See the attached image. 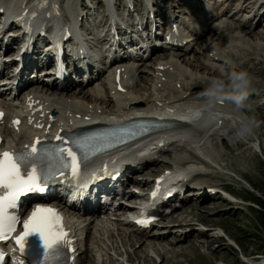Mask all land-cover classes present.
<instances>
[{
	"label": "rangeland",
	"instance_id": "1",
	"mask_svg": "<svg viewBox=\"0 0 264 264\" xmlns=\"http://www.w3.org/2000/svg\"><path fill=\"white\" fill-rule=\"evenodd\" d=\"M67 1L52 0V2H54L55 5L57 4L60 5V3L66 4ZM212 1H216L218 3L220 0H212ZM236 1H238L239 4H241L239 0H232L230 2L232 10L233 8L235 9L236 6H239L238 3H235ZM246 5H249V4L246 3ZM221 6L222 5L216 6V8L214 9L212 8L213 12H217ZM222 7L224 8V6ZM232 10L226 11L227 12L226 17L224 16L222 19V20L227 21L226 25L225 23L223 25L224 29L222 30L221 28L218 29L212 26L211 28L214 31V33L209 32V34L203 39L204 42L202 43L206 47L210 46L211 48H217V49L221 48L220 52L222 53L220 54H223L222 58L225 59V63L223 64V63L215 62L214 61L215 59L212 60L214 62L204 61V59L201 57L204 52H202L201 45L199 44V41L197 39L198 37L197 38L194 37L196 38L195 44L194 42H192L191 45L188 46V49L189 50L192 49V52L188 51V56H186V60L190 58L188 61L189 63H192V65H198L197 62H194L192 60L193 57L199 60L202 59V61L213 66L214 68L218 66V68L220 69H217L215 71L220 74L225 73V72H230V71L231 72L232 71H242L240 69V65L246 63L249 59L253 60V63L248 65L246 69L244 70L251 77L250 84L246 90L247 96H249V100L245 99L244 101L245 110H243V112L242 110H237L233 104H231L233 106L229 107V109L233 112L237 111L236 113L238 115L239 120L241 119L254 120L255 125H256V127L254 128V134L248 137L247 139H240L239 137L235 135V132L230 133L228 135H223V133H220L223 136H218V135L214 137L207 136L206 138H203L204 137L203 136L202 137L203 140L199 142L200 148L201 150H203V153H205L206 155L210 157L211 161H213L212 163L214 164L215 168L211 166H210V169L206 166H203L202 168L204 169V171L217 172V173L215 175H212V177L210 176V178L208 179L207 177L197 178L196 181L198 179L199 180L193 184L196 186L198 185L203 186L207 184L208 181H213L214 179H217L219 177L222 182L232 184V187H231L232 191L230 192L232 195H234L237 198V201L240 202L241 204H238V205L229 204L230 201H223L220 195H215L214 197L210 198V200H205V201L199 200L198 201L195 198H199V195H196L198 197L193 196L194 197L193 199H189V198L187 199L186 197L183 196L182 200H186V201L182 205L187 208L190 206V210L191 212H193L194 217L196 216L199 220L201 221L203 220L204 223L208 225L210 224L211 226L221 227L232 239H234L237 242L241 250L240 249L235 250L229 247L226 241L221 237L219 240H213L212 238H210V236L214 235V233L212 235H209L207 232L201 233L200 231H198L199 233L203 234V236L202 235L200 236V240L203 243L202 244L199 243V241L195 239V235L191 236L187 240L190 241V243L195 246V250L194 251L192 250L191 251L192 253H190L189 251H186L185 257H175L172 253H169L170 255L169 254L166 255L165 261L162 260L163 262H166L165 264H175V263L177 264H244L245 262H247L248 264H252L254 260L260 257L261 254L264 252L263 251L264 249L261 252L259 250L261 247H263L264 228L261 226L259 222V216H257L256 213L250 210L249 208L250 206H247L249 204L251 205L250 203L251 200H256L258 199V197L264 200V108L259 109L255 107L254 98H253L256 92H257L256 94L264 93V68L260 66L256 67V65L253 66L254 63L255 64L264 63V40L253 41L245 36L244 31L239 32V31H236V30L233 31L232 29H230L231 27L234 28L238 25L237 21H235V18L231 16ZM64 13H65V10H64ZM211 17H214V16H211ZM215 18L217 17L211 18L212 22L216 20ZM219 20L221 21V18ZM218 22H219L218 20L215 21L214 25L215 23H218ZM251 26L255 33L256 32L260 33L264 29L263 24L256 25L255 21L252 22ZM228 32H234L236 36L239 35L237 37H241L242 39L245 40L246 44L244 45L246 46L248 45L251 48L249 47L247 48L246 46L238 47L233 44H226V45L223 44L221 42L222 37L227 36L226 39H228V36H232L231 34H227ZM208 38H212V41L210 43L206 41ZM255 47H258L260 50L257 49V51H255ZM252 49H254V51L256 52V55H251L253 53ZM165 52L170 53L171 56L173 54H177V52H172V51H165ZM230 54H233L236 57H238L239 61L238 62L232 61L229 56ZM217 58H220V57H217ZM160 59H161V53L154 56L153 63L155 64L157 61L161 62ZM150 65L151 63L149 62V60L145 61L144 67H146V70H145L146 73L142 72V76L145 79L142 82L139 79L138 73L137 75L135 74L137 76L136 77L134 76L133 72L132 73L130 72V74L133 76V80L136 81V84H135L136 89L134 88V85L133 87H131L132 95H134L135 92L137 93V89H140V88L142 89L141 93L142 95L143 94L145 95V98L147 97L150 98V96L156 97V94L161 93V90L160 91L154 90L153 92H151L152 87H153L152 85L153 78L151 75H147L148 70L150 69L148 66ZM228 67H230L229 71L227 70ZM179 69L182 71V74L185 76V78H187L185 81L186 85L192 84V83L194 84L195 81L193 80L195 78H196V82H200L202 84L212 79H218L216 74L210 75V73H208L206 69L191 71L190 69H187L183 67L182 65H179ZM230 73H228L227 79ZM33 77L34 76H31L30 79H34ZM33 85L34 84H32L31 86L33 87ZM144 87H146V89H144ZM171 87L172 89L175 88L176 90L178 89L180 90L178 86L175 87L174 85H171ZM39 88L41 89V87ZM203 90L204 88L202 86L193 85V87L190 88L189 91H185V90L183 91V89H181L180 90L181 92L178 94H181L183 92L186 95V92H187V95L191 96L190 98H188V100H185V102L183 101V104L200 106V105H203V100L197 101L198 99L195 95L202 93ZM100 92L102 94H105V90L101 87H100ZM23 93L24 92H22V95ZM172 93L170 94V97L174 96V93H177V91L172 92ZM43 94L44 92H42V96ZM226 95H231V93H227ZM192 96H195L197 100ZM151 102L153 103L152 100ZM112 108L109 107L108 105L109 110H114ZM226 126L231 127L232 123L228 122ZM248 140L251 141V143H248L247 142ZM198 141H200V139ZM257 142L259 144L258 145L259 152L257 151ZM159 152L164 153L166 152V150H161ZM159 152H156L155 154ZM181 158H184L188 161V163L182 162V164H187L191 167L198 166L197 164H193V160H196L194 155H191V153L187 150H184V149L182 150L179 148L177 149L176 152H170L168 154H165L163 158L164 161L162 162V159H160L161 162L158 164H154L155 166L151 169L161 170L163 168H171V166H173L174 164L178 165L180 163L178 159L181 160ZM176 159H177V162H176ZM180 165L181 164H179L178 166ZM150 172L151 170L146 171V174ZM196 190H200L199 192L202 193L203 189L202 188L198 189V187H196ZM204 193L206 194V192L203 191L202 194ZM246 201H249V202H246ZM230 206H232L231 208H234V209L228 210L227 208ZM177 212H178L177 213L178 215L182 213V211L180 212L177 211ZM188 212H189V209H188ZM177 214L176 215L175 213L172 214L174 215V216L171 215L172 218L176 217ZM191 218H193V216H189L187 218H186V214H184L183 216V220H186V221L191 220ZM189 233L190 231L184 230L185 235H189ZM217 233L218 235L221 234L219 231H217ZM165 240L167 242L172 241L173 237L168 236L167 239ZM89 241H91V239ZM206 243H209L208 247H206ZM183 244L185 243L182 242V245ZM172 246L168 247L162 243L161 246L158 248L161 249L164 247V248L170 249L172 248ZM83 247H84L83 248L84 250L86 248L85 243L83 244ZM147 247L152 248L151 246H147ZM147 247L145 249V252H147V249H148ZM108 248L109 246H107L105 249L107 250ZM89 249H92V247L90 246ZM110 253L114 255V252H110ZM87 254L91 257L93 256L94 258L97 257L96 255L97 251L95 252V254L93 253L92 255H90L91 252L87 251ZM151 254L154 255L157 253L150 251L148 256H145L144 253H141L139 254V257L141 259L142 258H147L148 260L151 259V262H153L152 264H157L150 257ZM131 257H133V259L136 258L134 255V249H132ZM243 258H245V262H243ZM263 259H264V256L261 257L259 261L262 262ZM156 261L157 262L160 261V258L156 259ZM185 261L186 263H184Z\"/></svg>",
	"mask_w": 264,
	"mask_h": 264
},
{
	"label": "bare ground",
	"instance_id": "2",
	"mask_svg": "<svg viewBox=\"0 0 264 264\" xmlns=\"http://www.w3.org/2000/svg\"><path fill=\"white\" fill-rule=\"evenodd\" d=\"M65 1H67V0H65ZM70 1H72V0H70ZM70 1L68 0L67 2H70ZM189 1L190 0H187L188 4H189ZM227 1L228 0H226V1L224 0V2H227ZM44 2H47L48 4H51L52 0H44ZM174 2L175 1L172 2L173 5H174ZM222 6L226 7V9L223 11V14L221 16H218V13H216L215 14L216 16H214V17H217L218 19H220L222 16L226 17L225 14L227 13L226 11H228L230 9L229 8L230 4L227 3V5H226L224 3V4H222ZM222 8L223 7H221L220 10H222ZM243 8H248V6L244 7V3H243V5L241 4L239 6V8L237 6L233 10L234 13L232 14V16L233 15L237 16V15L241 14L243 12L242 11ZM188 9L189 10L191 9L190 10L191 12L193 11L192 9H195V11H197V7L195 5L193 7L192 6L188 7ZM158 10H155V13L156 14L159 13V16H163V12L160 11V10L158 12ZM257 11L258 10H256V11L253 10V13L250 16L251 19H248L247 23L245 25H242V27L239 25V27L236 26L234 28L233 27H231V28L229 27V28L232 29L233 31H234V29L236 31H239V32L240 31H244L245 36L247 38L253 40V41L264 40V29L260 33H257V32L255 33L253 28L250 27V25H249V21L253 20L256 17L255 15H256ZM176 12L177 13L179 12L178 7L176 8ZM89 13H90V11H89ZM90 14H92V13H90ZM62 16H64L65 19L67 18L66 13H64ZM139 16L142 17L141 14H139ZM214 17L210 16V20H211V18H214ZM218 19H216V20H218ZM216 24L217 23H215V25ZM101 25H102V22L99 23V26H101ZM204 29H206V28L202 26L200 30L202 31ZM203 32H197L195 30L193 31L195 37L196 38L198 37L197 39L199 41V44L201 45L202 52H204L206 54V56H205L206 58L205 59H207V60L211 59L210 61H212V60L216 59L217 57L221 58L223 56V54L222 55H218V54L222 53V52H220L221 48H218V49H220V50H218L216 48H211L210 46L206 47L204 44H202L204 42L203 39L209 34V31H206L204 34H203ZM157 34H159V33H157ZM227 34H229V32ZM90 36H88V38L89 39H91V38L93 39V35L91 34ZM237 36H239V35H237ZM237 36H229L228 39H226L227 36L222 37L221 38L222 39L221 42L223 44H225V45L226 44H233V45L238 46V47L246 46V45H244V44H246L245 40L242 39L241 37H237ZM196 38H194V37L193 38H189V40L191 42V41L196 40ZM206 41L210 43L212 41V38H208ZM152 44L153 43H150V47L154 48L153 51H157V52H155V53L153 52V54H151L150 58H152L153 56H156L157 54H160V52H161V59L160 60H161V62L164 61V63L161 64V62H159L157 64L155 63V65H157L156 68L162 67V69L159 70L160 72L168 73L169 79H171L168 82V86H170V84H173V85L174 84H179L180 90L183 89V91L184 90L185 91H189V89L192 88L193 85L194 86L195 85L196 86L199 85V86H202L203 88H205L207 86L209 81H207L204 84H202L200 82H196V78L193 80V81H195L194 84L192 83V84H187L186 85L185 83L181 82L179 80V78H178V75H181L183 77H185V76L183 74H181L182 71L179 69V65H182L183 67H185L187 69H190L191 71H197V70H201V69H206L208 71V73H210V75H213V74L215 75L216 74L218 79H223L225 81L227 80L228 73L231 72L230 71V72H225V73H221L220 74V73L216 72L215 70H213L212 68L208 67V65L203 63L201 60L196 59L195 57H193L192 60L194 62H197L198 65H192V63L188 62L190 58H188V60H186V56H188V51L192 52V49L189 50L188 48H183V49H172V48H170L172 52H177V54H173L171 56L170 53H166L165 52V51H167V47H164V46H160V47L156 46L155 47V46H152ZM65 46L66 45H64V48H65ZM88 47L90 49L91 45H89ZM246 47L247 48L248 47L251 48L248 45ZM257 49L260 50L258 47H255V51H257ZM252 50H253V53L251 55H256V52L254 51V49H252ZM145 51H147V49ZM64 52H65V50H64ZM91 53H92V51H91ZM149 53H150V51L147 52L148 55H149ZM214 55H216V56H214ZM229 56H230L232 61H235V62L239 61L238 57H236L235 55L230 54ZM252 63H253V60L249 59L246 63L240 65V69L242 71H244L246 69V67L248 65L252 64ZM254 65H256V67L260 66V67L264 68V63L263 64H261V63H256L255 64L254 63L253 66ZM117 68L121 69V68H123V66H115L114 67V69H117ZM124 68L126 69V67H124ZM170 68H172V71H175L176 74L175 73H171L170 70H169ZM125 69H124V71H125ZM33 70L35 72L39 71V70H35V69H33ZM182 70H184V69H182ZM227 70L229 71L230 67H228ZM124 71H123L122 75L124 74ZM132 71L136 75L138 73V76H139V79L141 80V82L143 80H145L143 78V76H142V72L146 73L145 69H140V68L136 67ZM48 72H51V69ZM41 73H44V71H42ZM69 73L72 74L74 72L71 71ZM173 76H175L174 79H172ZM100 77H101V75L98 74L95 77V79H92V77H91L87 81L82 82V84L76 86L75 83H74V80H72V79H70L68 77L66 79H64V81L62 83H58L53 78L52 75H44V76H42V75L39 74V75L36 76L35 81L32 82L34 84L33 87H30V88H28L26 90V91H29L28 95H26V96L31 98V99H33L34 101H40L41 102L40 104H37L34 108H37V107L43 106V105L45 106V108H43L41 111H39L37 113V115L45 114L46 110H48L49 113L48 114L46 113V115L44 116V118H46V119H49L50 112H57L58 111V112L61 113V111H60V109H61V110H63V113L67 116V119L64 120L65 122H69V120H70L69 113H71L73 118H75L74 115H80L81 117L82 116H88V117H90V116H98V118L100 120H106L107 119V123H109V124L117 123L118 121L121 122L123 120V118L125 117V115H128L131 112L133 114L137 115V116H141V115H145V114H147L149 112L156 111L158 109L162 110L163 107H158L159 103L162 106L166 107L168 105L180 104L178 102H180L182 100H187L189 97H191L190 95H186L185 96V94H178L179 92L177 91V93H174L175 96H173L171 98H169V95H165L164 96L165 99H162V97H159V99L155 98L158 101H156V105L154 107V106H152L154 102L153 103L151 102V100L153 101L152 96H150V98H148V97L145 98V95L144 94L142 95V93H141L142 89L140 88V89H137V93L135 92L134 95H130V96H129V94L124 95V99H123V103H122L121 96H123V94H117V93L113 94L112 93V91H113L112 81L114 80V78L111 77L110 75H108L105 80H101ZM161 78L160 77L157 78V81H156L157 84L161 83ZM29 79H30V77H29ZM25 82L30 83V80L27 79V80H25ZM99 86L105 90V94H102L100 92V87ZM162 86H163V84H162ZM39 87H41V90L47 89L49 91V93H48V95L50 94L49 99L42 98L40 96V94H39V92L37 90ZM144 89H146V87H144ZM153 90H154V86L152 87V91ZM50 91H51V93H50ZM169 91H171V93L172 92H176V90H174V89H170ZM176 94H178V95H176ZM186 94H187V92H186ZM41 95H42V93H41ZM43 95H44V97H46L47 94H43ZM195 96L197 97L198 100L202 101L201 93H199V94H197ZM115 97H116V100H113ZM117 101L121 102L120 105L118 104ZM110 102L112 103V106L118 107V105H119L120 106L119 108H121V109H117L118 110L117 113H114V110H109L108 109V105H109L108 103H110ZM223 102H225L227 104L226 101H223ZM1 104L4 107L7 116L9 117V115L11 114V112L13 110L10 109L9 105L7 103H5V102H1ZM231 104L232 103H229V105L232 107L233 105H231ZM114 107L112 109H114ZM217 108H220V107L217 106ZM226 110H228V109H226ZM71 120L73 121L72 118H71ZM80 124H81V122H80ZM69 127L71 128L72 126H69ZM0 132L2 133V135H4V138H5L6 142H8V138L11 139V143H14L13 144L14 147L24 145V140L26 138V135L18 136V137L16 135H13L12 134V124L10 123V121L8 119L5 120V122H4V124L2 126H0ZM208 132L209 131H205L203 133V135L198 134L196 136V138L200 139V141H198V143L201 142V140L203 139L202 138L203 136H206L204 134H206ZM214 135L216 136L217 134H212L211 136L214 137ZM211 136H209V137H211ZM219 136H221V135H219ZM32 139L33 138H31L30 140H32ZM175 140H177V141H175ZM189 141H190V136H185L182 139L180 137H178L177 139H174L173 137H171V135L166 134L161 139H159L157 142L151 144L152 145L151 149H153L154 152L142 154L141 155L142 157L139 160H149L151 157H153V159L151 161L156 163V162H158L160 160L159 154L162 153V152H159V151L166 150V152H167V150H168V152H176L177 149H179V148L182 149V150L183 149L187 150L190 153L194 154L192 148L190 147V142ZM2 146H4V145H2ZM130 152H132V151H130ZM156 152H159V153L155 154ZM130 155H131V153H130ZM106 160L109 161V159H107V158H105V159H103L101 161V166H100L101 168H105L107 166V165L104 164V162H106ZM197 160L199 162H202L198 158H197ZM178 161L180 162L179 164H182V162H188L184 158H181V160L178 159ZM118 162L119 161H117L116 163H118ZM176 162H177V159H176ZM134 164L135 165L136 164H140L141 165L142 163L139 162V161H134L133 162V166H134ZM137 170L138 169H136L135 171H137ZM121 179H123V178H121ZM196 191H197V193H196ZM199 191L200 190H195V195H199V198H195L198 201L199 200H201V201L210 200V198H212L209 195H206L205 193L204 194L200 193ZM60 194H62V196L65 195V199H67L68 197H70L72 195V190L63 189V190L60 191ZM185 201L186 200H182V204ZM186 209H187V211H186ZM188 209H189V212H188ZM180 211H182L181 215L186 214V218L189 217V216H193L194 217L193 212H191V210H190V206L187 208V207H184L182 205L181 209L179 210V212ZM192 211H193V209H192ZM177 213L178 212H176L175 215ZM181 215L177 214V216L174 217V218H172V216H174V215H172L171 219L169 218L170 220H167L166 223H164V224H160V226L163 227V229H161L162 231H158V230H154V231H140L139 229L133 230L132 234L136 233L140 237L139 239H137L134 242L129 240V243L132 245V248H135L136 246H138L137 248H139L137 251H135V256L137 257V259H140L143 262H138V264H151L152 263L151 260H148L147 258H142V259L138 258L139 254H141V253H144L145 256H148L146 254L147 252H145V249H146L147 246H151L152 247L151 249L154 252H157L158 255L161 256L160 257L161 258V264H165L166 262H163V261H165L166 255L169 254V253H172L175 257H185V252L186 251H189L190 253H192L191 251L195 250V246L193 244H191L190 241L187 240L191 236L195 235V239H197L199 241V243H201V244L203 243L200 240V236L202 234L199 233L196 229H194V226H192L191 220H187V221L183 220V216H181ZM69 224H70V227H71V225H73L74 223H69ZM77 225H79V223ZM122 226L127 227V225H124L122 223H116L115 225H111V224L110 225H105L104 228L107 231L110 232L115 227V229L117 231V234L119 235L118 227H122ZM128 227L132 228V225L130 224ZM92 229L93 228H92L91 224H84L83 228L80 229V231H79V229H75L76 230L75 238H76V248H77V250H76V257H75V260H74L73 264H93V263L95 264V262H93V258L91 256H89L88 254H86V249H85V251L82 250V246H83L82 243H84V238L83 237L85 235H87L90 232V230H92ZM184 230L190 231L189 235H185L184 234ZM94 234L99 236L100 232L99 231H95V233H93L92 235H94ZM224 234H225V232H224ZM96 235L94 236L95 240L98 239ZM168 236H172L173 240L167 242L165 239H167ZM180 240H182V241H180ZM182 242H184L185 244L182 245ZM162 243L164 245L168 246V247L172 246V245H174V246H172V248H170V249L164 248V247L161 248V249L158 248V247L161 246ZM95 245L97 246V244H95ZM208 245H209V243H206V247H208ZM106 247L107 246H105V248ZM189 252H188V254H189ZM97 253H98V251H97ZM97 255H98L99 258L102 259V255L101 254L100 255L97 254ZM108 259L110 261H113L112 257H110ZM262 262L264 264V259L262 260ZM110 263H114V262H110ZM184 263H186V261ZM102 264H103V262H102ZM175 264H177V263H175Z\"/></svg>",
	"mask_w": 264,
	"mask_h": 264
},
{
	"label": "snow or ice",
	"instance_id": "3",
	"mask_svg": "<svg viewBox=\"0 0 264 264\" xmlns=\"http://www.w3.org/2000/svg\"><path fill=\"white\" fill-rule=\"evenodd\" d=\"M57 139L61 138L57 137ZM73 143L81 149L87 146L81 141H73ZM40 152L41 150L34 145L30 152L0 153V241L6 240L16 231L15 226L19 220L17 215L9 213L8 210L15 209L20 198L28 193H43L46 190V181L55 178L57 174L52 170L51 163L46 174L38 173L36 161L41 158ZM43 152L44 157H47L50 162L55 160L61 163L64 169L70 170L73 177L79 174L81 160L71 147H57L54 150H43ZM84 159H87V155ZM24 165H28L30 170ZM34 234L38 235L43 249V260L35 264H57L61 256V244L67 233L63 230L61 218L54 209L38 206L23 221V231L15 236V244L21 256L25 253L28 237ZM5 261L6 254L0 251V264H5ZM19 264H24L23 259Z\"/></svg>",
	"mask_w": 264,
	"mask_h": 264
},
{
	"label": "clouds",
	"instance_id": "4",
	"mask_svg": "<svg viewBox=\"0 0 264 264\" xmlns=\"http://www.w3.org/2000/svg\"><path fill=\"white\" fill-rule=\"evenodd\" d=\"M251 77L246 71H232L228 79H212L201 93L203 108L201 114H207L211 118L217 109L220 101L224 100L232 103L237 110L244 107L247 97V88ZM231 93V95H225ZM255 121L251 119H241L234 125L235 135L240 139H247L254 134Z\"/></svg>",
	"mask_w": 264,
	"mask_h": 264
},
{
	"label": "trees",
	"instance_id": "5",
	"mask_svg": "<svg viewBox=\"0 0 264 264\" xmlns=\"http://www.w3.org/2000/svg\"><path fill=\"white\" fill-rule=\"evenodd\" d=\"M258 204L262 207V210L261 211H254V212H256L257 216H259V222H260L261 226L264 228V202L258 201ZM263 241H264V239H263ZM263 248H264V242H263V247H261L259 250L261 251Z\"/></svg>",
	"mask_w": 264,
	"mask_h": 264
}]
</instances>
